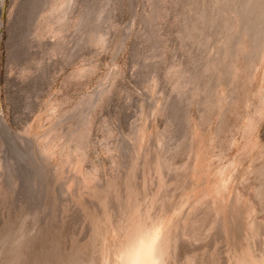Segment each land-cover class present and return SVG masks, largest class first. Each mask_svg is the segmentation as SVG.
<instances>
[{
    "label": "rangeland",
    "instance_id": "obj_1",
    "mask_svg": "<svg viewBox=\"0 0 264 264\" xmlns=\"http://www.w3.org/2000/svg\"><path fill=\"white\" fill-rule=\"evenodd\" d=\"M0 119V264H264V0H0Z\"/></svg>",
    "mask_w": 264,
    "mask_h": 264
},
{
    "label": "clouds",
    "instance_id": "obj_2",
    "mask_svg": "<svg viewBox=\"0 0 264 264\" xmlns=\"http://www.w3.org/2000/svg\"><path fill=\"white\" fill-rule=\"evenodd\" d=\"M166 227L162 219L134 227L104 264H165Z\"/></svg>",
    "mask_w": 264,
    "mask_h": 264
},
{
    "label": "bare ground",
    "instance_id": "obj_3",
    "mask_svg": "<svg viewBox=\"0 0 264 264\" xmlns=\"http://www.w3.org/2000/svg\"><path fill=\"white\" fill-rule=\"evenodd\" d=\"M1 120V119H0ZM2 124V123H1ZM2 126V125H1ZM0 126V127H1ZM6 127V126H5ZM4 130V129H3ZM4 132V131H3ZM6 135H7V133H5ZM4 134V135H5ZM10 134V133H9ZM9 137V136H8ZM8 140H9V138H8ZM11 141H12V139H10ZM12 143V142H11ZM123 180V179H122ZM121 180V181H122ZM122 183V182H121ZM31 195V194H30ZM34 195V194H33ZM2 201V200H1ZM4 206V205H3ZM89 206V205H88ZM92 210V209H91ZM83 216V215H82ZM243 229V228H242ZM125 234V233H124ZM259 234H260V231H259ZM261 235V234H260ZM260 235H258V236H260ZM263 236V235H262ZM261 237V236H260ZM166 248H167V245H166V243H164V249H163V253H164V251L166 250ZM222 259V258H221ZM2 261V260H1Z\"/></svg>",
    "mask_w": 264,
    "mask_h": 264
}]
</instances>
